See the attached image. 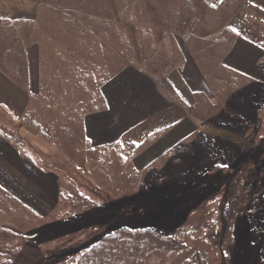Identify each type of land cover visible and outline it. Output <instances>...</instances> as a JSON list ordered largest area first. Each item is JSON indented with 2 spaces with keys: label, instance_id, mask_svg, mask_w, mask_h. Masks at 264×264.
<instances>
[{
  "label": "rangeland",
  "instance_id": "obj_1",
  "mask_svg": "<svg viewBox=\"0 0 264 264\" xmlns=\"http://www.w3.org/2000/svg\"><path fill=\"white\" fill-rule=\"evenodd\" d=\"M209 12L198 0H0V144L53 184L42 217L30 208L9 224L20 231L0 230V264H78L119 228L169 237L163 255L141 242L145 264H264V161L246 159L264 140V56L226 60L238 35ZM186 65L206 85L193 106L174 80ZM144 82L195 124L146 122L118 139L111 125L129 129L147 108ZM113 89L131 96L120 118ZM202 133L219 136L201 147ZM16 152H4L15 167Z\"/></svg>",
  "mask_w": 264,
  "mask_h": 264
},
{
  "label": "crops",
  "instance_id": "obj_2",
  "mask_svg": "<svg viewBox=\"0 0 264 264\" xmlns=\"http://www.w3.org/2000/svg\"><path fill=\"white\" fill-rule=\"evenodd\" d=\"M208 1L212 6L217 7L224 0ZM227 27L238 35V39L226 60L230 61V59L234 58L237 63H244V61H248V63H252V66L256 64V62L261 59V56H264V0H248L240 12L234 17V19L230 21ZM236 67L240 68L238 65H236ZM251 73L255 74L254 70L251 69ZM174 80L176 88L180 94L183 95L184 103L188 104L189 106L194 105L192 94L204 91V89H206V85L200 73L196 67L193 66L186 65L184 70L181 73L179 72V75H174ZM137 87L140 89L143 99L148 103L146 110L140 113L141 117H144V120H141V118L128 121L131 122L132 125L131 128L126 130H122L121 124L117 129L116 127L119 121H116L115 124L111 125V128L119 132L118 139L124 137L128 138L134 129L146 122L147 125L157 122L158 127L156 130H160L172 123H174L172 125L177 126H191V124H195V122L192 121L191 116H189V113L186 112L182 105L170 103L166 99L162 98L158 94V87L154 84L144 82V85H138ZM114 92L115 90L113 89L111 100L114 103L111 106L117 105V107L113 108L114 112L118 113L120 118L121 116H124V113L120 110V108L123 107V104L120 105L118 103V99L121 100L122 103L124 101L125 104H128L130 101L126 103V100L131 96L127 94L128 89L119 90V96L114 95ZM121 121L126 123L125 119H121ZM94 122L96 121H93L92 123ZM99 124L97 126V130L101 131L99 129ZM169 135L170 134H168L167 138H169ZM191 136V130L190 132L182 133L178 135V138L176 137L169 146H174L178 141H184ZM42 138V141H47L44 137ZM176 140L178 141L174 143ZM163 141L165 140L162 139L159 144L156 145V147L164 145L165 142ZM95 143L98 146L106 145H102L103 143L99 140H97ZM5 150L13 153L16 152L14 148L7 149L4 145L0 144V188L4 189V193L0 194V196L4 194L3 200L5 203V206H2V212H0V218H2V222L4 223L0 230L9 232L14 231L12 228L16 227L18 231H20L22 228L18 227L16 223L22 227V225L19 223L20 218L23 214L30 212V208L37 216L42 217V211L47 208V197L45 196L44 192H46L45 189H52L53 184H49L47 175H44L43 173V177H37L39 176V173H41L38 167H35L34 164L29 160V162H27V159H23V156L18 154V152L15 153L17 158L15 163L18 165L17 167L8 163L9 161L7 160L5 161ZM162 152L163 151L158 152L157 155H161ZM25 174H27L28 177ZM22 176L26 177L31 183L25 182ZM31 184L38 190L34 191V188L32 189ZM38 184L40 185L39 187L37 186ZM36 197L39 198L37 203H34L33 200L37 199ZM32 202L36 206H33ZM6 203L10 205L6 206ZM9 208L17 209L18 219L15 218L16 216H13ZM13 221L16 223L14 222V224L9 225Z\"/></svg>",
  "mask_w": 264,
  "mask_h": 264
},
{
  "label": "trees",
  "instance_id": "obj_3",
  "mask_svg": "<svg viewBox=\"0 0 264 264\" xmlns=\"http://www.w3.org/2000/svg\"><path fill=\"white\" fill-rule=\"evenodd\" d=\"M41 4L59 6L63 0H39ZM248 0H224L219 6L213 7L206 0H198L200 4L204 3L206 8L210 10L209 15L211 22H214L215 28L222 30L228 29L230 21L240 12L244 4ZM215 13L214 21L212 20L211 13ZM229 18V19H228ZM228 19L223 25H218L220 20ZM0 22H3L0 20ZM210 22V21H209ZM228 23V24H227ZM190 24H192L190 22ZM1 27V26H0ZM191 109V108H190ZM203 136V137H202ZM219 136V133L213 136V139L209 138V135L202 133L199 139L201 147L207 145L211 140H215V137ZM151 137V136H150ZM2 136L0 135V141ZM224 139L229 140L230 137ZM205 140V141H204ZM195 147V146H194ZM200 148V147H198ZM202 149V148H201ZM255 149V150H254ZM252 152H249L246 159L252 161L254 165H259L264 161V140L255 148ZM127 229L119 228L115 232H111L100 239L91 249H89L79 260L78 264H145L146 254L145 250L151 246L153 248V254L163 255L171 248V243L168 241L169 237L155 233L154 230H130L133 234L128 238L118 236V232ZM149 244L145 249V246L141 243ZM160 245L158 247V244ZM125 252H122V251ZM42 260V259H40ZM39 260V261H40ZM32 261V262H31ZM30 262H24L25 264H45L36 260Z\"/></svg>",
  "mask_w": 264,
  "mask_h": 264
}]
</instances>
